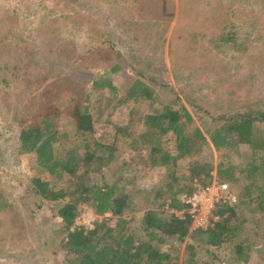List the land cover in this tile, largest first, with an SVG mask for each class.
<instances>
[{
    "label": "trees",
    "instance_id": "trees-1",
    "mask_svg": "<svg viewBox=\"0 0 264 264\" xmlns=\"http://www.w3.org/2000/svg\"><path fill=\"white\" fill-rule=\"evenodd\" d=\"M92 1L97 3L95 9L91 6ZM60 3L71 6L70 14H64L68 19L78 11L89 14L91 17L84 23L87 22L92 32L96 31V39L102 45L115 52V61L92 78L91 86L107 89L113 98L119 97L124 101L147 100L158 104V109L144 114V129L131 146L132 149H144L149 166L172 165L176 159L196 155L208 144L223 152L215 163L211 159H188L184 169H173L161 185L147 189L141 187L137 177H126L125 171L118 175L123 164L120 163L117 142L126 133L122 126H116L112 143L85 141L87 166L78 171L80 159L74 150H66L61 155L54 149L59 140L56 116L63 111L55 102V91L69 82L78 69L79 61H88L89 56L79 54L77 43L68 37L63 39L59 32L51 29L53 27L42 29V33L17 35L14 33L16 12L0 1V87L13 84L19 77L22 85L14 95L29 92L26 105L22 104L20 96L10 103L0 102L2 119L14 128L8 138L9 148L13 154L34 153L38 166L49 175H66L70 179L69 190L50 189L47 194L44 181L38 177L30 178L27 189L17 202L19 209L10 201L13 198L7 195L0 183V214L4 221L14 226L26 223L33 227L31 200L34 199V204L39 196L45 195L51 200H64L57 209V215L60 232L63 233L59 245L65 251L68 264H178L177 255L172 253L174 246L169 243L173 239L179 242L186 239L184 252L190 257L185 264H213L207 260L202 263L193 261L195 241L212 256L215 249L227 242H234L245 252L258 248L260 241L264 240V64L254 68L250 74L226 60H216L210 65L194 51V46L171 36V58L174 53L182 59L194 54L205 70L218 66L206 74H216L213 78L222 107L217 116H211L212 124L203 130L194 123L184 103L197 106L191 91L186 95L184 89L166 82L161 76L163 65L155 63L157 58L163 63L160 51L173 12L167 0H87L82 1L86 4L84 9L70 0H61ZM189 4L193 6V0ZM111 6L115 12L103 16L101 11ZM187 14L185 9L182 16ZM200 14L196 11L195 16ZM222 14L217 16L227 24L226 16ZM94 15L98 16L96 23L91 20ZM230 29L216 36L222 45L234 38L235 32ZM260 36L261 33L258 38ZM116 43L125 48L115 49ZM260 45L254 56L264 61V42ZM138 47L142 50L136 51ZM143 48L151 52L145 55ZM91 52L94 51L91 49ZM244 60L247 64L251 59ZM172 62L175 66L177 60L173 58ZM124 69L127 71L126 87L121 91L114 84L113 76ZM175 74V82L179 83ZM33 90L40 92L36 100L32 97ZM6 93L0 88V94ZM68 103L64 109L71 116L76 132L85 139L94 131L95 120L89 105L75 98ZM242 145H247L249 152L240 157ZM234 153L240 157L236 163L232 162ZM212 171L218 182H239L240 190L233 202L219 201L214 205L205 227L192 228V218L183 197H189L210 184ZM95 174H99V180L92 178ZM80 203H87L97 215L109 214L110 217L96 220L90 229L75 225ZM136 210H143L144 240L127 227L125 215ZM181 211L182 215H178L177 212ZM110 220L114 221L113 224ZM154 242L168 246H156ZM31 264L43 263L36 260Z\"/></svg>",
    "mask_w": 264,
    "mask_h": 264
},
{
    "label": "rangeland",
    "instance_id": "rangeland-1",
    "mask_svg": "<svg viewBox=\"0 0 264 264\" xmlns=\"http://www.w3.org/2000/svg\"><path fill=\"white\" fill-rule=\"evenodd\" d=\"M0 1L5 3V5H10L11 10L16 12L17 18L14 21V33L17 35H24L28 32L42 33L44 31H41L42 29L53 27L51 29L59 32L63 39L68 37L77 43L79 54L89 56L88 61L86 59L79 61L78 69L70 77L69 82L63 88L60 87L55 91L57 93L55 102L63 111L56 116L59 140L54 144V149L57 154L61 155L66 150H74L80 159L78 171H82L87 166L86 152L83 146L85 141L99 140L105 143H112L116 134V126H122L126 133L117 142L120 148V163L121 165L123 164L118 175H122L123 171H125L126 177L132 179L137 177L138 183L143 188L150 189L161 185L173 169H184L188 159H211L214 163L216 162L218 155L223 151H216L211 144H208L203 146L196 155H190L185 159H176L172 165L159 164L154 167L149 166L144 149H132L133 147L131 146L138 133L144 129V114L153 112L159 106L155 102L147 100L135 102L133 100L124 101L119 97L113 98V94L107 89H94L91 86L92 78L99 75L115 61L113 49L102 45L96 39L94 26H91V29L95 31L92 32L87 22L84 23L91 16L78 11L71 19L66 18L65 15L70 14L71 6L68 4L63 6L60 3L61 0ZM70 1L78 5L77 7L84 9L83 7L86 4H83L82 1L85 2L87 0ZM167 2L173 12L165 32V42L162 51H160L163 63L159 62V58H157L155 63H158L157 66L163 65L161 66V76L164 77L166 82L184 89L186 95L191 91L192 99L197 106H191L187 102L184 103L190 110L194 123L204 130L205 127L212 124L211 116H217L221 111L219 108L222 107L221 100L217 98V84L213 78L216 74L209 76L206 74L211 68L217 69L218 66H212L209 70H205L203 66H200L194 54L187 55L186 59H182L180 55H175V53L172 56L177 62L175 66H172L174 63L170 55V38L175 35V38L178 37L184 43L194 46V51L211 63L210 65L216 60H226L228 63L234 64L235 67L246 69L248 74H250L254 71V68L262 67L264 64L262 59H256V56H254L255 52L260 49V42H264V0H193V6H190V0H167ZM96 4L95 1H92L91 6L93 9H95ZM61 6L64 8H61ZM184 8L188 14L187 16L183 15V17ZM196 11H200L201 14L195 16ZM101 12H104L103 16H107L115 11L111 6ZM221 13L225 14L227 24L222 21L220 16H217ZM205 17H207L206 21L203 20ZM95 19H98L97 15H94L91 19L95 21L93 23L97 22ZM45 23H49V25L43 26ZM229 26H232V29ZM38 28H40L39 31L37 30ZM229 29L235 32L234 38L222 45L221 41H217L216 36L222 33L223 30ZM174 30L176 31L175 33H173ZM260 33L261 36L258 38ZM148 35L154 36L152 32L151 34L148 33ZM152 36L150 39H152ZM113 47L122 50L125 48L120 43H116ZM91 49L94 52H91ZM138 49L142 50L139 47L135 50L137 51ZM143 50L145 55L151 52L150 50L146 51V48H143ZM245 58L251 60L245 64ZM174 74L178 76L179 83L175 82ZM126 76V69L113 76L114 84L121 91L126 87ZM21 80L18 77L11 85L2 84L3 86L0 88L3 91H7V93L6 95L0 94L2 95L0 96V102L10 103L20 96L23 105L28 103L29 100L26 98L29 92L28 94L24 92L22 95H14L22 83ZM39 93L33 90V100L39 98L36 96ZM181 94L183 95V93ZM73 98L78 101H85L94 116V131L91 135H87L85 139L80 133L76 132L71 116L66 108L64 109L69 104L70 99ZM11 129L12 127L8 126V122L4 121L0 115V183L7 195L13 198L10 201L13 202L14 206L19 207L17 202L25 189H27V184H29V180L32 177H38L45 182L47 194L48 191H51L50 189L58 190L64 188L69 190V177L66 175L61 177L49 175L43 168L38 166L34 153H12L9 148L10 140H8L14 128ZM248 152L247 145L240 147V157L245 156ZM240 157L234 153L232 162H238ZM212 174L211 182L213 183L214 180H217L214 176V171H212ZM92 178L99 180L100 177L99 174H95ZM226 184V191L232 197L230 202H233L241 184L239 182H226ZM33 200L29 202L34 211L31 217L34 221L33 227L28 226L26 223L23 226L19 224L17 226L11 225L8 221L5 222L0 214V264H31L36 260L43 264H68L65 251L59 245L63 233L60 232V218L57 215V209L64 200H51L46 195L39 196L34 204ZM142 214L143 210H136L128 212L125 217L128 220L127 227L129 231L144 240L145 236L141 225ZM103 217H110V215H97L87 203H80L74 224L90 229L93 228L96 220H100ZM109 222L113 224L114 221L110 220ZM191 227L199 226L192 224ZM169 243L174 246L172 253L177 255L178 264H185L184 262L190 257L187 255L188 253L185 254L184 252L186 239L182 242L173 239ZM154 244L160 247L168 246V244L162 245L157 242H154ZM195 245L196 250L193 261L196 263H202L207 260L213 264H264V240L260 241L258 248L250 252L241 250L235 246L234 242H227L215 249L213 256L198 241H195Z\"/></svg>",
    "mask_w": 264,
    "mask_h": 264
},
{
    "label": "built area",
    "instance_id": "built-area-1",
    "mask_svg": "<svg viewBox=\"0 0 264 264\" xmlns=\"http://www.w3.org/2000/svg\"><path fill=\"white\" fill-rule=\"evenodd\" d=\"M225 182L215 181L209 185L201 187L189 197H183V201L188 205L187 212L192 218L194 226L203 227L208 224V217L214 205L219 201L231 200V194L226 191ZM177 212L178 215H182Z\"/></svg>",
    "mask_w": 264,
    "mask_h": 264
}]
</instances>
